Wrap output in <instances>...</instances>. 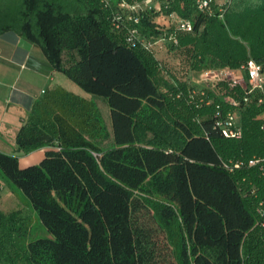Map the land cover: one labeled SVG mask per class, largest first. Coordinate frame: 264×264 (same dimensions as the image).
Wrapping results in <instances>:
<instances>
[{
	"label": "trees",
	"instance_id": "1",
	"mask_svg": "<svg viewBox=\"0 0 264 264\" xmlns=\"http://www.w3.org/2000/svg\"><path fill=\"white\" fill-rule=\"evenodd\" d=\"M161 1L193 22L194 33L179 38L190 70L264 67V0H227L212 15L196 0ZM72 2L0 0V39L13 33L34 44L92 96L56 87L34 103L16 146L23 155L52 147L40 164L21 168L19 154L0 152V178L22 190L50 234L32 240L29 218L0 211V264H152L136 221L148 196L177 238L175 259L162 264H264V161L224 166L264 159L261 108H242V140L225 139L215 106L188 105L187 84L159 78L161 62L113 31L98 0ZM155 16L144 13L138 26L148 38L158 33ZM95 97L109 107L110 128ZM192 115L207 116L194 126ZM151 126L157 139L142 143Z\"/></svg>",
	"mask_w": 264,
	"mask_h": 264
},
{
	"label": "built area",
	"instance_id": "2",
	"mask_svg": "<svg viewBox=\"0 0 264 264\" xmlns=\"http://www.w3.org/2000/svg\"><path fill=\"white\" fill-rule=\"evenodd\" d=\"M103 9L108 12L110 25L113 31L122 33L127 44L155 55V47L167 45L170 41V50L180 45L179 38L185 34L194 33L193 22L172 10L165 12L169 4L164 6L161 0H98ZM197 10L201 13L214 14L213 6L218 0H196ZM155 12V29L153 37L144 36L138 29L144 13ZM221 12V10H219ZM2 58L0 51V60ZM24 68V66H23ZM195 77H187L184 96L188 103L196 108L215 106L213 118L215 126L225 139L242 140L244 129L241 122L242 108L259 107V114L264 130V67L257 61L250 60L237 69L211 68L197 71ZM182 97V93L178 95ZM222 100L223 103H220ZM227 106V110L224 109ZM201 121L199 118L198 123ZM264 159L230 160L224 166L228 171L242 170L243 168L257 167ZM260 224L264 228V204L257 208Z\"/></svg>",
	"mask_w": 264,
	"mask_h": 264
},
{
	"label": "crops",
	"instance_id": "3",
	"mask_svg": "<svg viewBox=\"0 0 264 264\" xmlns=\"http://www.w3.org/2000/svg\"><path fill=\"white\" fill-rule=\"evenodd\" d=\"M36 48L34 44L14 34H6L0 39V152L19 154L21 168L40 164L46 152L52 149L44 147L28 155L19 153L18 148L15 149L17 132L28 120L34 103L42 98L46 91L61 87L90 100V97L66 80V75L54 69L42 50L38 51ZM57 74H62V77L59 78ZM187 75L191 77V73ZM3 185L0 183V189L4 188Z\"/></svg>",
	"mask_w": 264,
	"mask_h": 264
},
{
	"label": "rangeland",
	"instance_id": "4",
	"mask_svg": "<svg viewBox=\"0 0 264 264\" xmlns=\"http://www.w3.org/2000/svg\"><path fill=\"white\" fill-rule=\"evenodd\" d=\"M65 1L66 4L68 5H72L73 3L72 0H65ZM230 1L231 0H229V2ZM226 2L227 0H218L219 4H223ZM14 36L17 35L14 34ZM178 42H180V40ZM170 45L171 43L169 41L167 42V45L162 44L155 47V57L157 58V60L161 62L159 64L158 77L160 78L163 76L167 80L172 79V83H175V81L176 82L179 81L178 83L182 84L184 79H188L187 78L188 73H191V77L196 76V74L192 73V70H190L189 67V56H187V54L190 48L186 45L185 46L181 45L180 42L179 44L180 46L177 49L170 50L169 48ZM36 49L38 51L42 50L38 47ZM201 70L204 69H200V71ZM57 75L59 78L62 77V74H57ZM65 78L67 81H69V83L71 82V84H73L75 88H77L80 92H82L87 97H90L91 100L92 96L90 94L84 92L71 79L69 80L67 76H65ZM170 95H172V93H170ZM184 99L186 98L184 97ZM94 100L97 103L98 107H100L102 116H104V120L106 121V124L110 127L111 117L109 116V107L107 103L101 97L99 98L95 97ZM142 114L148 117L152 115L150 114V110H145ZM175 115L176 117H181L179 114L177 115L175 113ZM206 116L207 115H201L199 117H196V115H192L189 118H187L186 121L188 120L191 122V125L196 126L198 124L199 118L202 119L203 117ZM260 117L263 118V116L258 115V118ZM260 123L262 124L263 122L260 120ZM155 130L156 129L151 126V129L148 132L144 130L143 132L140 131L138 138L142 139V143H148V142L154 143V140L157 139ZM195 130H197V127H195ZM104 143L106 144L107 141ZM15 149H17L16 144H15ZM0 183H2V185L4 184L3 185L4 188L0 189V211L3 214L19 213L29 218L31 224L30 229H32L33 232L31 238L32 240L34 238H39V237L48 238V236H50L49 231H46L45 227L42 225L33 206L30 204L28 197L22 192V190L16 188H13V190L10 189L9 186L6 184L5 180L2 178H0ZM146 200H147L146 201L147 206L143 207L140 211L136 213L137 214L136 221L138 228H141L146 235L145 246L147 248V255H149L151 258L150 263L162 264L163 262H169L171 260H174L178 250L176 234L169 227L165 225V223L162 221V219L159 217L158 213L156 212L157 203H159L160 200L151 196L146 197Z\"/></svg>",
	"mask_w": 264,
	"mask_h": 264
}]
</instances>
